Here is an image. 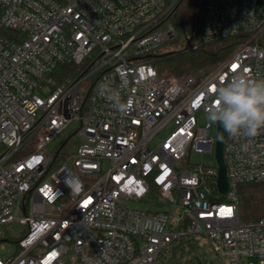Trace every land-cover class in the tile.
Segmentation results:
<instances>
[{"label": "built area", "instance_id": "2783aa9c", "mask_svg": "<svg viewBox=\"0 0 264 264\" xmlns=\"http://www.w3.org/2000/svg\"><path fill=\"white\" fill-rule=\"evenodd\" d=\"M179 1L0 0V233L24 227L0 264H168L198 234L228 264H264V211L242 222L238 195L264 187V130L226 133L225 193L216 159L189 160L215 158L206 113L218 85L264 79V0H205L201 43L238 44L207 72L161 75L151 57L176 37L167 19ZM61 65L84 68L57 84ZM73 123L76 150L61 152L67 139L49 150ZM150 196L157 210L130 207Z\"/></svg>", "mask_w": 264, "mask_h": 264}, {"label": "trees", "instance_id": "16d2710c", "mask_svg": "<svg viewBox=\"0 0 264 264\" xmlns=\"http://www.w3.org/2000/svg\"><path fill=\"white\" fill-rule=\"evenodd\" d=\"M205 15V0H180L167 21L174 27L176 37L167 43L172 51L153 54L152 64L161 75L183 72L199 74L207 72L214 64L226 58L239 42L238 38L201 43L202 24ZM264 50V36L260 40ZM195 46V49L191 47ZM82 66L61 65L53 78L57 84L74 79L83 71ZM264 187L260 183H245L239 186V213L242 222L256 221L262 217ZM170 258H175L170 255ZM177 258H181V255Z\"/></svg>", "mask_w": 264, "mask_h": 264}, {"label": "clouds", "instance_id": "9594fccd", "mask_svg": "<svg viewBox=\"0 0 264 264\" xmlns=\"http://www.w3.org/2000/svg\"><path fill=\"white\" fill-rule=\"evenodd\" d=\"M98 94L109 100L118 112H127L128 103L110 84H101ZM206 118L210 123L219 122L232 138L259 135L264 130V79L257 80L241 72L230 82L218 85L215 103L207 110Z\"/></svg>", "mask_w": 264, "mask_h": 264}, {"label": "rangeland", "instance_id": "374dc122", "mask_svg": "<svg viewBox=\"0 0 264 264\" xmlns=\"http://www.w3.org/2000/svg\"><path fill=\"white\" fill-rule=\"evenodd\" d=\"M169 51H172L171 46L164 45L159 48L154 54L161 55ZM213 127L210 130L211 137L215 136V123H212ZM76 124H72L69 128L63 133V135L58 139V142H55L53 145L49 146V150L53 151L59 147V142L66 140L62 148V153L74 152L76 147L79 144V138L74 134ZM190 162L200 163L202 160L205 165H215L214 154L209 153H194L192 152L189 157ZM162 202L158 197L150 196L145 199V202H133L130 204V207L139 209L142 211L145 210H157L155 204ZM24 227L18 223L12 224L0 233V244L4 245V249L0 250V256L2 258H8L11 255L18 253V248L16 242L20 238ZM6 239L7 241H4ZM185 242L182 244L181 248L176 250L178 254L177 257L181 255L180 259H171L168 258V264H228L226 259L220 254L215 253L208 239L202 235H193L184 238ZM251 262L254 264L257 263V260L251 259Z\"/></svg>", "mask_w": 264, "mask_h": 264}, {"label": "water", "instance_id": "95a60500", "mask_svg": "<svg viewBox=\"0 0 264 264\" xmlns=\"http://www.w3.org/2000/svg\"><path fill=\"white\" fill-rule=\"evenodd\" d=\"M225 137H226V132L218 122L215 133V159L218 167L217 187L221 193H225L227 190L226 169L222 154Z\"/></svg>", "mask_w": 264, "mask_h": 264}]
</instances>
